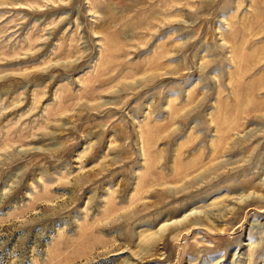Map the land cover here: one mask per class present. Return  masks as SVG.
<instances>
[{
  "label": "rangeland",
  "instance_id": "obj_1",
  "mask_svg": "<svg viewBox=\"0 0 264 264\" xmlns=\"http://www.w3.org/2000/svg\"><path fill=\"white\" fill-rule=\"evenodd\" d=\"M0 264H264V0H0Z\"/></svg>",
  "mask_w": 264,
  "mask_h": 264
},
{
  "label": "bare ground",
  "instance_id": "obj_2",
  "mask_svg": "<svg viewBox=\"0 0 264 264\" xmlns=\"http://www.w3.org/2000/svg\"><path fill=\"white\" fill-rule=\"evenodd\" d=\"M186 217H187V216L183 217V220H182L183 222L187 219ZM177 222H178V221H177Z\"/></svg>",
  "mask_w": 264,
  "mask_h": 264
}]
</instances>
